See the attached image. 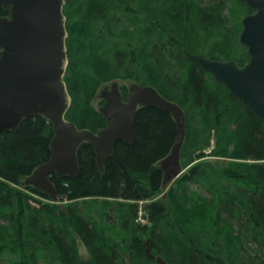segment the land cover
I'll return each instance as SVG.
<instances>
[{"label":"trees","instance_id":"trees-1","mask_svg":"<svg viewBox=\"0 0 264 264\" xmlns=\"http://www.w3.org/2000/svg\"><path fill=\"white\" fill-rule=\"evenodd\" d=\"M64 12L67 118L96 131L106 124L92 106L100 86L117 78L153 85L186 111L187 169L165 194L157 163L172 148L176 123L169 112L141 107L133 143L116 141L105 172L83 144L80 174L51 176L69 201L62 208L20 187L49 159L52 124L35 115L0 131V263L163 264L160 256L166 264H264V121L184 52L245 64L239 36L254 9L242 0H66ZM212 145V154L233 160L199 161Z\"/></svg>","mask_w":264,"mask_h":264},{"label":"water","instance_id":"water-1","mask_svg":"<svg viewBox=\"0 0 264 264\" xmlns=\"http://www.w3.org/2000/svg\"><path fill=\"white\" fill-rule=\"evenodd\" d=\"M242 1L255 10L242 19L239 41L250 56L245 64L239 65L235 59L209 58L186 48L184 52L190 62L199 64L239 98L244 108L264 121V0ZM65 5L66 0H0V8L8 11L0 15V131L18 129L24 120L35 115L47 119L53 127L49 159L26 176L22 184L47 193L64 208L51 176H78L83 144L93 146L98 169L105 172L116 141L133 143L137 111L155 106L169 112L177 127L170 152L157 163L163 170L162 184L167 187L183 172L185 109L155 86L138 82L128 85L124 99L119 81L113 80L104 83L99 93L105 126L94 131L80 128L67 118L73 98L65 79L70 63ZM147 251L155 257L149 248ZM157 260L166 264L160 256Z\"/></svg>","mask_w":264,"mask_h":264},{"label":"rangeland","instance_id":"rangeland-1","mask_svg":"<svg viewBox=\"0 0 264 264\" xmlns=\"http://www.w3.org/2000/svg\"><path fill=\"white\" fill-rule=\"evenodd\" d=\"M116 80L119 81V83H120L121 87H123V89H125V88L127 89L128 84H129L131 81H133V80L123 79V78H117ZM101 87H102V86H100V87L98 88V90H97V92H96V94H95V97H94L93 100H92V106H94L95 108H99V106L103 103V100L98 96V93H99ZM212 149H213V145L210 146L209 148H207V149L205 150V152L203 153V155L200 156V158H198L199 161H200V160H210L211 162L215 163V164L218 165L219 167H225L226 165L229 164V162H230L231 160H233L231 157H220V156H215L214 154L211 153V150H212ZM186 169H187V167L183 169V172L186 171ZM183 172H182V173H183ZM182 173H181V174H182ZM173 182H174V181H173ZM173 182L170 183L169 188H170L171 185H173ZM20 187H21L22 189L28 191L27 188L22 187V186H20ZM169 188H168V189H169ZM163 190H164V189H163ZM167 191H168V190H167ZM161 195H163V192H162ZM33 196H34L36 199H39V200H41V201H43V202H51V201L53 200V199L46 198V197H39V196L36 195V194H33ZM61 201H62L63 203H66V204L69 203L68 200H64V201H63V200L61 199ZM54 202H55V201H54ZM142 221H143V222H146V219H142ZM79 249H80V252L82 253V255H83L84 257H88V251H87V248L84 246V244H83L82 242H79ZM4 260H5V262L3 261V262L0 263V264H11V261H9L8 259H4ZM41 264H42V263H41Z\"/></svg>","mask_w":264,"mask_h":264},{"label":"flooded vegetation","instance_id":"flooded-vegetation-1","mask_svg":"<svg viewBox=\"0 0 264 264\" xmlns=\"http://www.w3.org/2000/svg\"><path fill=\"white\" fill-rule=\"evenodd\" d=\"M134 82V81H133ZM122 89V92H123V97L124 99H127V94H128V89H123V87H121ZM100 93V91H99ZM99 93H98V96H99ZM100 97V96H99ZM101 98V97H100ZM102 99V98H101Z\"/></svg>","mask_w":264,"mask_h":264},{"label":"bare ground","instance_id":"bare-ground-1","mask_svg":"<svg viewBox=\"0 0 264 264\" xmlns=\"http://www.w3.org/2000/svg\"><path fill=\"white\" fill-rule=\"evenodd\" d=\"M240 52H241V51H240ZM233 59H234V58H233ZM183 169H184V167H183ZM32 172H33V171H32ZM30 174H31V173H30ZM30 174H29V175H30ZM27 176H28V175H27ZM171 183H172V182H171ZM169 185H170V184H169ZM169 185H168L167 187H164L163 184H162V187H163L162 189H164L163 191H165V194H166V192H167V190H168V188H169ZM21 186L24 187V186H26V185H23L22 182H21ZM118 205H119V204H118ZM112 211H113V210H112ZM134 231H135V230H134ZM139 231H140V230H139ZM137 234H138V233H137ZM128 239H129V238H128Z\"/></svg>","mask_w":264,"mask_h":264}]
</instances>
